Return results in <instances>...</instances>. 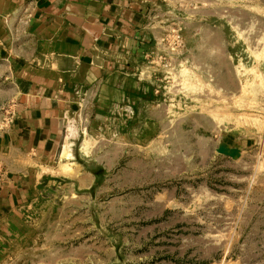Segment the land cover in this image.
<instances>
[{
  "label": "rangeland",
  "instance_id": "374dc122",
  "mask_svg": "<svg viewBox=\"0 0 264 264\" xmlns=\"http://www.w3.org/2000/svg\"><path fill=\"white\" fill-rule=\"evenodd\" d=\"M151 16L139 78L163 96L100 136L116 167L95 214L79 201L0 231V264H264V0H159Z\"/></svg>",
  "mask_w": 264,
  "mask_h": 264
},
{
  "label": "crops",
  "instance_id": "0c3cea01",
  "mask_svg": "<svg viewBox=\"0 0 264 264\" xmlns=\"http://www.w3.org/2000/svg\"><path fill=\"white\" fill-rule=\"evenodd\" d=\"M158 1L0 0V78L14 88L0 136V231L9 238L46 207L85 201L95 214L116 167L100 136L111 122L122 127L128 108L152 117L163 96L159 81L139 78Z\"/></svg>",
  "mask_w": 264,
  "mask_h": 264
}]
</instances>
